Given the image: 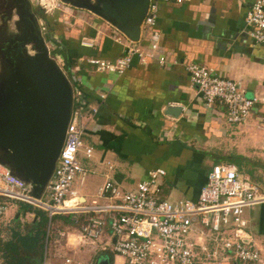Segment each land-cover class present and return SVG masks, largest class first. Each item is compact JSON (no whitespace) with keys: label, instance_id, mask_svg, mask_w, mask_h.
<instances>
[{"label":"crops","instance_id":"obj_1","mask_svg":"<svg viewBox=\"0 0 264 264\" xmlns=\"http://www.w3.org/2000/svg\"><path fill=\"white\" fill-rule=\"evenodd\" d=\"M251 2L184 0L181 5H161L155 28L166 63L133 61L121 76L95 72L86 62L89 58L111 62L120 57L122 47L115 42L114 28L91 13L72 12L69 22L60 20L64 34H54L57 54L81 81L85 107L80 111V126L86 141L82 142L93 153L90 173L82 183L77 178L74 190L81 204L96 201L105 181L123 193L131 192L149 171L158 169L165 176L159 180L157 199L195 201L210 168L225 163L233 164L242 179L264 193V126L259 122L264 106V42L253 46L245 33ZM86 42L90 46L82 45ZM191 62L234 81L247 96L258 98L245 124L230 125L216 110L212 115L206 113L185 70ZM168 107L182 108V112L171 116ZM15 212L16 219L29 215L31 223L35 221L33 214L23 215L18 207ZM243 218L264 262V203L244 210ZM81 223L67 225L56 217L48 225L41 264H59L64 257L94 264L105 253L110 264L122 263L109 248H102L109 239L108 227L101 242L91 245L78 236ZM24 227L22 222L20 228ZM9 230L7 238L0 235V242L10 238Z\"/></svg>","mask_w":264,"mask_h":264},{"label":"built area","instance_id":"obj_2","mask_svg":"<svg viewBox=\"0 0 264 264\" xmlns=\"http://www.w3.org/2000/svg\"><path fill=\"white\" fill-rule=\"evenodd\" d=\"M183 2L150 0L139 40L130 42L114 31L115 42L122 47L120 57L111 62L89 58L87 64L95 72L118 76L124 74L133 61L141 65L151 60L165 64L159 46L160 35L155 28L159 7ZM244 23L251 44H262L264 0H252ZM82 45L90 46L87 42ZM56 59L58 66L71 79L73 107L64 143L44 191L46 198H32L26 184L0 165V217L13 202L34 206L49 218H82L78 236L82 242L91 245L101 242L108 227L109 241L102 248H109L120 256L123 264H225L229 261L264 264L246 231L248 222L243 218L244 210L264 203V193L255 184L242 179L233 164L212 166L195 201L157 199L159 180L165 176V172L158 169L149 171L146 180L139 182L131 192L123 193L112 182L105 181L97 193V200L102 203L96 200L89 205L81 204L77 192L71 187L75 178L82 183L88 174L77 161L78 153L82 150L87 158L92 153V149L84 147L82 142L80 111L85 107V100L75 71L66 68L59 55ZM185 70L191 84L197 88L206 113L221 112L230 125L245 124L259 103L258 98L247 96L234 81L221 78L196 62L187 63ZM259 122L264 126V106ZM67 202L71 204L68 206ZM58 234L64 236L63 232ZM59 264L85 263L64 257Z\"/></svg>","mask_w":264,"mask_h":264},{"label":"water","instance_id":"obj_3","mask_svg":"<svg viewBox=\"0 0 264 264\" xmlns=\"http://www.w3.org/2000/svg\"><path fill=\"white\" fill-rule=\"evenodd\" d=\"M17 3L22 0H16ZM88 11L130 42H137L150 0H59ZM80 2V3H79ZM20 11L22 37L2 41L0 48V165L26 184L35 200L51 178L65 139L73 107L72 85L50 56L48 45L58 43L35 29L28 2ZM24 19V20H23ZM31 43L27 58L22 45ZM171 116L182 108L168 107Z\"/></svg>","mask_w":264,"mask_h":264},{"label":"trees","instance_id":"obj_4","mask_svg":"<svg viewBox=\"0 0 264 264\" xmlns=\"http://www.w3.org/2000/svg\"><path fill=\"white\" fill-rule=\"evenodd\" d=\"M49 24H52L49 19ZM63 25L59 23L57 32L63 33ZM66 68L71 65L65 64ZM18 210L25 215L33 214L35 221L20 228L21 224H16L10 230V238L4 242H0V258L2 264H41L44 253V240L46 230L49 224H52L56 217L62 219L67 225H79L81 218L72 220L71 216H53L50 219L47 214L28 204L17 203Z\"/></svg>","mask_w":264,"mask_h":264},{"label":"flooded vegetation","instance_id":"obj_5","mask_svg":"<svg viewBox=\"0 0 264 264\" xmlns=\"http://www.w3.org/2000/svg\"><path fill=\"white\" fill-rule=\"evenodd\" d=\"M74 1V0H73ZM92 5L93 0H79ZM29 4L30 14L33 15V18L36 20L35 29L40 30L41 34L51 36L55 39V33L57 32V27L59 24L54 25L53 27L46 22V17L43 15L39 7H37V0H22V2L17 3L16 0H0V39L3 41H11L17 37H22L24 30V24L20 19V11L22 10V5ZM80 3V2H79ZM70 7V6H69ZM73 12H84L90 14L88 11L80 8H72ZM24 20V19H23ZM51 26V27H50ZM22 35V36H21ZM31 43L22 45L23 54L27 57H33L34 51L31 49ZM2 46V41L0 42V48ZM55 46L58 44H53L49 48L50 56L56 60V56L52 51ZM1 62V58H0Z\"/></svg>","mask_w":264,"mask_h":264},{"label":"rangeland","instance_id":"obj_6","mask_svg":"<svg viewBox=\"0 0 264 264\" xmlns=\"http://www.w3.org/2000/svg\"><path fill=\"white\" fill-rule=\"evenodd\" d=\"M37 7L40 8L43 15L46 17V22L48 24H49L48 20L49 19L51 20L52 24H50V25L52 27L54 25L59 24L61 22L60 20H63V18H64V20L69 22L71 20V18L73 17L72 16L73 11H72L71 7H69L68 5L62 4L59 0H37ZM60 24L63 25V23H60ZM63 28H64V26H63ZM48 46L50 47V45H48ZM53 49H55V50H52V51H54V55L57 56L58 55L57 50H59V46H57V47L55 46ZM1 66H2V64L0 62V72H1ZM69 80H71V79H69ZM82 140L85 141L84 136L82 137ZM92 155H93V153H92ZM77 161H78L79 165L81 166V168L86 170L87 172H89L90 169H92V168L88 167L91 164L90 158H86L85 154L82 151H80L78 153ZM77 185H78V181H77V178H75L73 180L71 189L75 190ZM45 198H46V192H44L41 196L42 200H45ZM15 205H17V204L12 202V206H10L11 208H9L10 210L8 209L7 212L0 218V233H2L0 235H1V238H3V239L7 238V236L9 235L8 230L9 229L11 230L13 227H15V225L18 224V222L21 224H22V222H24L25 226H26V225L30 224L32 221V219L29 215H26L23 217L21 216L20 218L16 219L18 217V215H15L16 214L15 210L17 208ZM14 207H16V208H14ZM13 219H14V221H12ZM10 230H9V232H10ZM50 247L51 246H48V248H47L48 254L50 253ZM109 252L112 254L113 257L121 258L120 256L114 254L113 252H111V251H109ZM108 256L109 255L107 253L99 254L94 259V264H110ZM121 260H122L121 264H123V259L121 258ZM85 264H90V262L85 263ZM114 264H116V263H114Z\"/></svg>","mask_w":264,"mask_h":264}]
</instances>
